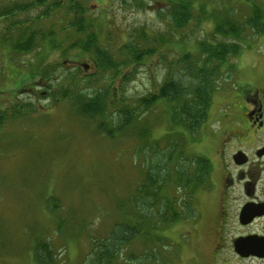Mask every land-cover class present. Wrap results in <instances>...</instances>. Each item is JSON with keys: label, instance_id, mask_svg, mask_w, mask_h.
Wrapping results in <instances>:
<instances>
[{"label": "trees", "instance_id": "obj_1", "mask_svg": "<svg viewBox=\"0 0 264 264\" xmlns=\"http://www.w3.org/2000/svg\"><path fill=\"white\" fill-rule=\"evenodd\" d=\"M212 1L162 0L164 8L156 14L167 21L170 31L150 36L144 28L132 30L126 42L113 47L110 33L104 44L100 42L102 34L88 17L84 0H0V47L10 53L11 62L39 50L55 49L60 58L75 63V59H88L90 64L83 63L82 70L90 67L91 73L74 69L58 74L53 65L39 62L31 75L38 72V79L47 89L40 94L48 95L51 105H67L75 119L92 124L96 133L109 140L117 136L136 140L142 158L141 176L129 197L131 211L125 213L117 203L124 219L113 222L105 235H88L89 249L83 264H160V250L167 251L170 263L176 250L162 231L195 218L194 195L200 185H207L210 167L208 158L184 153L187 138H194L206 122L213 96L221 88L222 68L239 55L246 31L264 35V0H238L239 6L246 9L239 16L238 2L217 9L210 6ZM121 3L138 9L148 6L146 0ZM208 20L213 23L212 29L204 31L203 39H194L195 54L187 48L175 52L174 61L165 62L164 80L156 90L136 101L125 95L133 74L131 68L160 52L169 41L166 33H173L172 39L183 45L184 33L201 29L202 22ZM233 73L235 66L230 65L225 76L231 78ZM156 105H165L169 113L164 135L154 139L156 120L150 115L156 113ZM23 107L14 101L0 110V130L7 120L35 113L29 109L30 104ZM57 202L51 196L45 199V207L57 210ZM56 229L61 231L60 224ZM37 236L31 240L36 264H59L58 252L50 240ZM137 245L145 248L142 255L131 250ZM167 258L161 257L160 262Z\"/></svg>", "mask_w": 264, "mask_h": 264}, {"label": "rangeland", "instance_id": "obj_2", "mask_svg": "<svg viewBox=\"0 0 264 264\" xmlns=\"http://www.w3.org/2000/svg\"><path fill=\"white\" fill-rule=\"evenodd\" d=\"M146 2L148 6L138 9L122 4L121 0H84L88 17L102 34L100 42L104 44L110 33L113 47L126 42L132 30L144 28L150 36L170 31L166 28L167 21L156 14L164 8L162 0ZM235 3L239 6L238 0H213L210 6L218 9ZM236 10L237 16L246 12L240 6ZM212 26L208 20L202 22L201 29L194 30V22L190 23L193 30L187 29L189 31L184 33L183 45L172 39L173 33H166L169 41L165 47L131 68L133 74L125 95L136 101L156 90L164 80L165 62H173L175 52L178 54L185 48L195 54L194 39H203L204 31H211ZM75 60L77 63L60 58L56 49L39 50L28 57H17L13 64L10 53L0 47V110L12 106L14 101L21 104V109L24 104H30L29 109L35 110L27 117L7 120L0 130V264H36L31 240L38 234L50 240L58 252L59 264H83L89 249L88 235L92 232L105 235L113 222L124 219L122 210L131 211L129 197L141 176L142 166L136 140L120 136L109 140L99 135L92 124L75 119L67 105H51V98L40 94L47 89L38 79V72L31 75L39 62L53 65V71L58 74H68L74 69L82 74L91 73L90 67L82 70L83 63L90 64L88 59ZM230 65L235 66V73L227 78L225 74ZM241 82L255 85L264 82V35L256 36L246 31L239 55L229 59L222 68L221 88L213 96L206 122L194 138H187L184 153L216 159L221 137L217 120L225 114L235 116V107H226L227 103L221 105L216 95L233 94L241 87ZM156 110L150 115L156 120L152 132L154 139L164 135L165 117L169 113L165 105H156ZM221 128L225 130L226 124L222 123ZM218 177L216 170L212 179L218 181ZM205 186L200 185L194 195L195 218L162 231L176 253L168 263L169 254L158 248L160 264H212L214 221L211 206L216 196L213 189ZM51 196L58 200V209L54 211L45 207V199ZM117 203L122 205V210ZM57 224L61 231H57ZM143 249L139 245L136 250L131 248L137 255H142ZM161 257L168 258L160 262Z\"/></svg>", "mask_w": 264, "mask_h": 264}, {"label": "flooded vegetation", "instance_id": "obj_3", "mask_svg": "<svg viewBox=\"0 0 264 264\" xmlns=\"http://www.w3.org/2000/svg\"><path fill=\"white\" fill-rule=\"evenodd\" d=\"M216 96L235 107V116L218 118L220 149L215 160L207 159L205 187L216 196L212 264H264V82H241L233 94ZM216 170L218 181L212 179Z\"/></svg>", "mask_w": 264, "mask_h": 264}, {"label": "water", "instance_id": "obj_4", "mask_svg": "<svg viewBox=\"0 0 264 264\" xmlns=\"http://www.w3.org/2000/svg\"><path fill=\"white\" fill-rule=\"evenodd\" d=\"M86 67V66H85Z\"/></svg>", "mask_w": 264, "mask_h": 264}]
</instances>
